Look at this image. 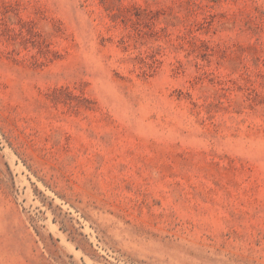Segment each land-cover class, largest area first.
<instances>
[{
    "label": "rangeland",
    "instance_id": "obj_1",
    "mask_svg": "<svg viewBox=\"0 0 264 264\" xmlns=\"http://www.w3.org/2000/svg\"><path fill=\"white\" fill-rule=\"evenodd\" d=\"M0 264H264V0H0Z\"/></svg>",
    "mask_w": 264,
    "mask_h": 264
}]
</instances>
